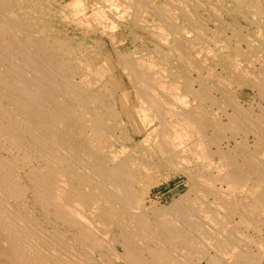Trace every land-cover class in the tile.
<instances>
[{
    "label": "bare ground",
    "instance_id": "bare-ground-1",
    "mask_svg": "<svg viewBox=\"0 0 264 264\" xmlns=\"http://www.w3.org/2000/svg\"><path fill=\"white\" fill-rule=\"evenodd\" d=\"M230 1L234 4L223 7L232 18L256 6L251 0ZM212 2L205 19L188 0H67L63 3L69 8V16L60 15L59 21L69 19L72 29L97 44V51L82 54L76 45L61 41L53 47L35 38L36 34L26 33L46 26L43 18L50 6L0 0V264H120L121 260L126 264H184L186 253L196 251L201 242L205 243L204 250L216 252H228L227 248L235 244L233 219H220L219 205L212 206L219 199L216 189L223 188H205V183H197L194 199L200 201L192 198L191 204L174 208V217L187 228L177 227L156 236L151 233L156 221L150 222L138 211L129 181L138 171L147 170L141 153L151 142L168 162L184 164L193 153L227 170L225 177L234 183L247 181L248 172L243 168L251 174L264 166L256 153L264 147V57L249 58L255 43L249 32L244 36L242 26L218 18L215 12L213 18L212 10H220L223 3L218 1L213 6ZM258 9L261 13L256 27L260 32L264 29V11L260 6ZM126 16L127 25H132V32L148 50L147 57L123 55L114 48L109 34ZM210 18L215 19L216 31L209 28ZM222 29L230 30L236 41L219 35ZM212 42L222 50L221 55L216 51V59L215 51L209 50ZM99 55L105 64V80L111 86L108 104L101 99L102 93L100 96L89 85L91 73L101 76ZM208 55L215 64L213 60L207 64ZM242 60H246L243 67ZM218 67L228 76L208 83ZM234 83L258 89L261 100L255 104L257 110L241 105L232 89ZM214 91L220 92L221 98ZM189 98L196 105H191ZM227 105L231 111L224 108ZM222 115L227 117L225 122ZM226 130L232 136L242 133L240 140L226 142L227 146L232 140L238 145L241 160L223 150L221 137ZM249 134L255 138V151L247 145ZM252 142L251 146L255 145ZM14 150L17 155L12 157L3 154ZM31 152L41 164L31 167L26 177L46 220H53L52 228L35 215L25 198L29 187L18 170L29 162ZM216 154L218 160L214 159ZM260 171L257 176L261 177ZM204 198L207 201L201 203ZM257 201L264 202V194ZM114 228L119 230V240L113 236L109 239ZM247 242L241 245H249ZM238 249L241 255L237 256L255 259L248 252L252 249ZM107 253L113 254L115 261L107 260ZM207 260L209 263L211 258Z\"/></svg>",
    "mask_w": 264,
    "mask_h": 264
},
{
    "label": "rangeland",
    "instance_id": "rangeland-1",
    "mask_svg": "<svg viewBox=\"0 0 264 264\" xmlns=\"http://www.w3.org/2000/svg\"><path fill=\"white\" fill-rule=\"evenodd\" d=\"M25 1L28 4H29V2L36 3V4L38 2V4L42 3V5L44 7L45 6H50L48 15H45V18H43V21L45 22L46 26L41 27L42 29L39 28V29H36V30H33V29L32 30H28V31H26V33L30 32L29 33L30 35L36 34L37 36L34 35L35 38L36 37H38V38L40 37L39 38L40 40L42 39V40H45L46 42H49V44L51 46H53V47H57L58 43H60L61 41L65 42V43H67L68 45H71V46L76 45L77 50L78 51L80 50L79 53H82V54L87 53V51H89V50H92V51H97L98 50L97 44L95 43V41H93L91 38L88 39L87 37H84L85 35H83L82 33H80V32H78V31H76V30L71 28V26L73 24L71 25L69 23V22H71L69 19H63V21H59V16L60 15H63V16L66 15L67 17L69 16L68 15L69 8H68L66 3H63V2H66L67 0H44V3L42 2L43 0H29V1L25 0ZM160 1L159 0H153V2H155V3H159ZM218 1H219L220 4H222V3L223 4L219 7L220 10L219 9H213L212 10L213 14H211V16L214 18L215 17L214 16V12H215V14L219 15L218 18H221L223 20H227L228 22H230V24H232L234 26H242V29H241L242 34H244V32L246 31L245 34H244V36H245L249 32L250 39H253V41L255 42L254 43L252 41L254 43V45H253L254 48L251 49V54H250L249 58L252 61L256 59V58L253 59V57L255 55L258 58H260V57L263 58L264 57V52H262V50L264 51V29L260 30V32H258L257 31L258 27H256V26L259 25L258 22L260 20L259 16H260V13H261V10L258 9V6H260V9H262V11H264V7L261 4V2H264V0H251L252 2L250 4L251 5H256L255 8H250L249 7L248 10H245L243 15L240 14V15L235 16L234 18L229 17L227 15V13L225 12V8L223 7V6L234 4L233 1H230V0H200V2L198 3L199 5H198L196 3V1L188 0L189 3L193 4L194 7H196L201 12V14L203 16H205V19L207 17H209V15H210L208 10L206 9V8H208L207 6H209L208 4H210L212 2L213 6H214V4L218 3ZM236 1L237 2L240 1L242 3L244 2V0H236ZM59 5H61V6H59ZM58 8H60V9H58ZM221 8H223V9H221ZM63 10L64 11L66 10L67 12H64ZM245 15L248 16V18L250 20H252L254 22V24H256V23L257 24L254 26V24H252L249 19H245V17H246ZM37 17H39V16H37ZM213 18H210V20L208 22V25H209V28H211V30L216 31L217 27H216V24L213 22V20H215ZM121 20H122V23H120L119 25L116 24L117 27H115L114 31L112 30V32H110V34H109L111 36L110 38H111V42H112L114 48L119 53H121L123 55L135 56L137 58L138 57H142V56L147 57L148 50L145 48L142 40H140L139 38H136V35L132 32V28H131L132 25H130V26L127 25V23L129 22L128 16H126L125 18H121ZM153 20H154V18H152L151 21H153ZM236 24H238V25H236ZM244 25L245 26L247 25V26L243 27ZM244 29H245V31H242ZM249 29H251L252 31L249 30ZM117 32H118V35H116ZM38 34H41V35H38ZM220 34H225L226 37H229L232 42L236 41V38L231 36V31L230 30H225V31L223 30V32L219 33V35ZM228 34H230V35H228ZM114 36H117L116 39H115ZM118 36H120V38H118ZM221 36H224V35H221ZM256 37H258V40H256L257 39ZM55 39H56V41H55ZM129 39H131V40H129ZM214 44H215L214 42L211 43L212 46L210 47L209 50H214L215 51V52L211 51V55L213 56V52H214V54H216V56L214 55L213 58L215 57V59H216L218 57V55H217L218 52H220L222 50L221 49L219 50L217 45H214ZM213 46H216V47L213 48ZM242 46L246 47L245 43L242 44ZM217 50H219V51L216 52ZM219 55H221V52H220ZM251 56H253V57H251ZM76 59L77 58H73V60H75V61H76ZM210 59H209V55H208V57H206V60H207V62H209V63H207V64H209V66H210V64H211V62L213 60V59H211V60ZM245 61L246 60H242V67L245 66ZM254 62H255L256 65L259 64L257 61H254ZM213 63H214V60H213ZM104 65H105L104 61L102 60V57L99 55L97 57V69H99V72L101 73V76H99L97 78L94 74L91 73L89 75V73H88V75H89V77H90V79L92 81V83H90L89 85L92 88H94L96 90V93H98L100 96L103 95L101 97V99L103 100L104 103L108 104V102L110 103V93L109 92L111 90V86L105 80L106 75H104L103 72H102L103 70H105L104 67H103ZM219 68L220 67L217 68L216 76H209L208 77V79L213 80L211 82H210V80H207L208 83H212L214 81L216 82L217 80L218 81L219 80L223 81V80H225L226 76H228L227 72H224V70L222 71V70H220L221 68L220 69ZM1 69H4V67H1ZM255 72L258 73L256 70L254 71V73ZM204 74L206 75L207 73L204 72ZM223 76H224V78H223ZM236 85H238V84L234 83L233 86H232V89H233L234 94L236 95L237 100L240 101L241 105L244 106L246 104L244 107H248V106L251 107L252 106L253 108H255L257 110L258 106L255 105V104H257L261 100L260 99L261 95L258 94V92H259L258 89H256L255 87L249 88L248 86H244L243 87L242 85H238V86H236ZM235 87H236V89H234ZM100 92L102 93V95H101ZM218 93L221 96L220 92L214 91V94L217 97H220L218 95ZM106 96H108V97L106 98ZM189 103L191 105L192 104L196 105V103H193V101L191 99H190ZM224 108L227 109V111H231V109H232L231 105H229V106L227 105V107H224ZM212 110H213V112H215L214 110H217V108L215 107V109H214V107H213ZM223 116L224 115H222L221 118ZM225 116L222 118V120L224 122L226 121L225 118H227ZM125 124L123 125V122H122V127H125ZM127 128H130V126H127ZM231 133L232 132L230 130H226V132L224 133L225 135H223V137H221L222 138L221 141L224 144V145H222L223 150L224 151L229 150L230 152L229 151H227V152H229L231 155H234V154H235V156L237 155L236 157L237 158L239 157L238 159H240L241 158L240 152H238V149H237L238 145L235 143L237 145L236 146L234 144V141L232 140L231 143H230L231 145L229 146V144H228V146H229L228 147L226 142L231 140V138L234 139V140L235 139L240 140L243 137V135H242V133H238L237 135H233L232 136ZM250 137H253V138H250ZM228 138H230V139H228ZM121 140L123 142L124 139H121ZM252 141L254 142L255 138H254V136L252 134H249L248 135V142H250V143H248L247 145H248L249 148H251L253 151H255L256 148H257L256 147L257 144H256V142H254L255 145L252 144V146H251V142ZM225 143H226V145H225ZM233 146H234V148H232ZM212 147H213V149H215L214 146H212ZM229 148H231V149H229ZM257 152H259L260 159L264 162V147L263 146L259 147V149L256 150V153ZM3 154L6 155V156H9V157H12L14 154L17 155V152H16V150L10 151V152L9 151H7V152L4 151ZM29 155L32 156L30 158L29 162L26 165L23 164L22 167H20V169L18 170V172H19V174H20V176L22 178L23 183L25 185H28V187H29L28 188L29 191L26 193V197L25 198H26V200H28L27 201L28 207L35 212V215L44 222V224L46 225L47 228H52L53 227V223H52L53 220H48V219H47L48 221L46 220L47 217H46L45 213L41 210L40 205H38V203L35 201V196H34L33 190H31V187H32L31 181H29V179L26 177V172L29 171L31 169V167H38L41 164V160L34 156L35 155L34 152L29 153ZM218 156L219 155L216 154L214 156V159L218 160ZM141 157H142V159L144 160V162H145V164L147 166V170L145 172L144 171H138L137 176L130 177L129 181H130V184L133 186V190H134L135 196L137 198V202L139 204L138 205L139 206L138 211L140 213H142V215L146 216L147 219L150 222H154L155 223V221H156V224L152 225L153 227H152L151 233L153 235L160 236L162 234H165L166 231L174 230V228H177V227H179V228H185L186 227L187 228V226L182 221L178 220L179 218L177 219V218L174 217L175 216L174 215V208L177 205L186 206V205L191 204L190 201L193 200L196 197V192L195 191H196V188L198 186L197 183L198 184H199V182L200 183H205L204 184L205 188H208V187H211V188L215 187V189L219 188V187H221V189L223 188L222 190H219L220 188L218 190L216 189V191H218L217 194L219 195L218 196L219 199H217V201L212 206L219 205V206H217L219 212L218 211L217 212L219 213L220 219H225V218L227 220L233 219V224H232V226L234 227L233 228L234 229L233 240L235 241L234 243L236 245L237 244L238 245L236 247H235V244L232 245V246H229L227 248L228 252H226V249L225 250L223 249V251L222 250H220V251L218 250L219 252L218 251L216 252V251H213L212 249L204 250L203 247L205 246V243L203 244L201 242L202 244L199 243V245L197 247V250L194 251L196 253H194V252L186 253V257H188V258H186V257L183 258L182 261L184 262V264H192V262H193V264H244L245 262H246L245 264H264V207H263L264 206V202L263 201L262 202H258L257 201V198H259V195L260 194H264V192H263L264 191V186H263V184H264L263 181L264 180H261L262 178L264 179V177H263L264 173H262V172H264V166H263L264 164H263V162L261 163V164H263L262 165L263 167L261 168V171L263 170L262 172L260 171V169L258 167H255V170L259 169V171L261 172L260 175L261 174L263 175V176H261L262 178L259 175L257 176V174H258L257 172H259V171H253L252 170V173H251L252 175H251V174H249L251 171L249 172L248 168H243L242 170L245 169V171L248 172V173H246L245 171H242V172L246 173L245 179L247 178L246 179L247 181H245V179H244L245 182L236 181L234 183L233 181H230V180H228L225 177L227 170L225 172V170L221 169L217 164L210 165V164H208L207 161L202 160V159H198L197 157H195V155L193 153H192V155H189V157H188L189 160L186 161L184 164L180 163L179 161L178 162L177 161L168 162V161L165 160V158H163V156L159 152V149H157L156 145L153 142H151L150 146L145 147V152L141 153ZM192 157L193 158L195 157V158L193 159ZM261 164L259 166H261ZM251 169H254V168H251ZM173 171H175V172H173ZM214 172H216V173H214ZM197 173L198 174L200 173V175H198ZM217 173L219 175H217ZM227 174H228V172H227ZM256 176L258 177V179H257ZM259 177H260V179H259ZM253 179H254V181L256 183L253 181ZM223 180H226L227 182L226 181L225 182H226V184L227 183L228 184L227 185L224 184L225 182L221 183V182H223ZM207 181H208V183L210 182V184H208V183L206 184ZM230 183H231V185H230ZM252 183H253V185H251ZM223 185L226 186V187L224 188ZM249 185H251L252 187L249 186ZM193 186H195V189L193 188ZM253 186H256V187L253 188ZM190 189H192V191ZM225 189L227 190V192H225L226 191ZM254 189H256V190H254ZM259 191H260V193H259ZM256 193L259 194V195H256ZM225 199H227V200H225ZM195 200L200 201L199 199H194L193 201H195ZM204 200L207 201V198L202 199L201 203ZM173 203H175V205ZM34 204H35V206H34ZM172 205H173V207H172ZM233 206H235V207H233ZM229 209L231 211H229ZM170 212L173 215H171ZM162 213H164V214H162ZM224 215L226 217H224ZM164 216L167 217L168 219L167 218L165 219ZM229 217H231V218H229ZM241 217L243 218V220H242ZM160 218L161 219L163 218V219L159 220ZM240 218H241V220H240ZM172 219H173L174 222L173 221L171 222ZM165 220H166V222H165ZM157 222L159 223V225H158ZM168 224H170V226ZM253 226H254V228H253ZM236 227L239 230H237ZM186 230H188V229H186ZM188 232H189V230H188ZM238 232H239V234H238ZM248 233H249V235H247ZM236 235H239L240 237L236 236ZM112 236H113V239H118L119 240V238H120L119 230L114 228L111 231V233L109 234V239H112ZM237 238H238V240L240 239V241H238ZM237 241H238V243H237ZM247 241L248 242L250 241L249 245H247V246L241 245V243L243 244V243H246ZM239 243H240V247H239ZM233 246H234L235 249H237L236 251H235V249H234V251H232ZM237 247L241 248L242 250H243V248H245L246 251L252 249L253 252L252 251H248V252L250 253V256H252V258L254 257L255 259L251 260V258L250 259L248 257L245 258V256H243V257L237 256V254L239 255L241 253V252L238 253V250L240 251V249H238ZM248 248H251V249H248ZM120 251H122V248H120ZM229 251H231V253H229ZM224 252H226L228 255L226 254L227 256L226 255L224 256ZM191 253L194 254V255H191ZM204 253H205V255H204ZM216 253H218L220 255H218ZM233 253L237 257H240V259H237V261H235L237 257ZM221 254H223L224 258L221 257L222 256ZM229 254H230L231 257L229 256ZM231 254H233V255H231ZM110 255H112V256H110ZM211 255H213V257H210ZM204 256H206L207 258L208 257L211 258V261H209V263H208L207 258L203 259ZM232 256H235V257H232ZM105 258L107 260L109 258L110 260H114V261L116 259L113 254H108V253H107V256ZM190 258H192V259H190ZM119 263L120 264H126L122 260Z\"/></svg>",
    "mask_w": 264,
    "mask_h": 264
}]
</instances>
